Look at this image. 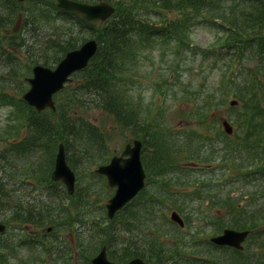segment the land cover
Returning a JSON list of instances; mask_svg holds the SVG:
<instances>
[{"label":"trees","instance_id":"obj_1","mask_svg":"<svg viewBox=\"0 0 264 264\" xmlns=\"http://www.w3.org/2000/svg\"><path fill=\"white\" fill-rule=\"evenodd\" d=\"M7 1L1 0L0 5L6 4ZM13 1V6L17 9L19 1ZM109 1L115 5V9L108 18L101 21H88L75 12L58 8L55 6V0H33L30 9L32 19H26L30 15L28 12L25 19L34 30L39 29L42 32L41 43L46 49L34 58L31 55L27 56V60L35 62L34 64L37 62L45 65L55 63L61 57L59 54L63 55L67 50L77 46L76 43L80 37L78 33L76 36H72L65 32L64 37L62 36L61 25L63 24L61 21L65 15H73L84 24L91 23L97 35L95 37L96 50L85 67L72 73L71 77L80 75L79 81L71 87V90L65 91L63 99L66 98L68 105L77 101L79 106L100 109L106 116L111 115L121 128L133 129L136 136L134 138H138L142 142L141 160L146 176L155 174L152 179L154 181L153 192L152 189L148 190L146 185L131 201L118 210L117 217L115 214L113 218L109 219L106 215L107 221L104 224L94 220L95 224L91 223L90 226H93V229L97 227L94 236L96 241H88L89 246L87 247L84 244L76 243L72 237H69V240L70 242L73 240L75 244L69 243L68 245L62 234L55 235V239L48 240V235L51 234H48L46 229H42L40 233L32 230L33 234L27 236L29 232H25V228L28 225L36 228H46L48 225L56 227L55 216L69 211L67 206L60 204L53 206V197H56L53 192L56 190L50 184L61 183L60 180L51 178L52 165L59 142L63 143L68 164L79 173V168L83 165L100 164L105 161V157L106 161L108 160L110 150L108 144L106 145L107 131L87 115L69 110L70 108L63 104L61 98L56 101L54 109L45 108L38 111L21 99H12L14 93L9 92L5 87H0V106L9 101H13L15 105V110L8 114L6 122L0 126V221L6 223V228L14 224L13 228L16 227L24 234L20 237L21 239L17 240L15 235L9 233L8 229L0 232V264L6 262L13 250H16L18 243L24 244L27 241L32 244V247L37 246L35 249L37 255L44 256V260L48 261V264L49 259L54 260L52 264H58L61 259L66 264L78 263L77 258L74 259L75 253L72 250L73 247L77 250L78 246L84 250L82 254L85 255L82 260L86 261L85 264H91L92 256L103 245L107 248L108 256L116 262H125L138 256L148 264H155L158 259L153 261L152 257L162 254L164 250L170 248L168 242L161 240L162 236L159 235L160 215L163 211L166 189L170 190L171 183L178 184L177 181H179V185H182L185 181L184 177L187 178L194 169L188 168L187 165L180 162L209 163L211 156L216 158L217 155H221L226 160L221 162V174L223 175L227 170L224 174L228 179L227 184H223L221 178L222 182L214 184V188L218 187L219 190L211 191L213 184H209V193L195 194L198 191L196 189L193 191L179 189L176 193L170 190L177 197L185 196L184 202L176 198V209L174 210L180 214L179 210L183 211L189 199H200V202L203 200L204 203L205 199H209V202L215 201L219 198L221 186L230 185L232 189L237 190L242 201L232 204L231 198H226L231 202L233 214L230 221L225 224L231 228L249 230L243 247L214 245L221 249L217 251L218 254L225 253V255L206 254L204 258L198 259L185 258L177 252L176 248L174 253L178 254V258L177 255H174L170 264H188V259L193 262L192 264H264V105L258 103L257 98L247 97V101L251 103L252 111L245 109L242 111V114L245 115L242 116L240 112L235 113L234 109L229 116L233 118V121H240V118L246 117L249 119L248 125H238L235 133L228 132L224 127L223 129L213 128L216 138L221 142L219 145H213L212 136L208 133L204 134L203 139L208 146H213V151L209 152L194 146L195 135L192 138L187 135V139H185V132L170 128L156 114H152L151 117L150 105L142 96L141 83L138 81L139 75H137L144 59V51L160 48L169 40L173 41L176 47L199 49L203 55L212 52V48L200 49L199 45L192 42L194 40L191 39L189 27L182 19V14L190 13L189 18L194 20V23L199 17H202L208 25L217 23L220 24L222 31L225 32L228 29L234 32L235 30L231 29L233 28L231 26H234V21L228 16L230 11L240 8L243 13L241 20L248 22L254 17L253 10L251 8L243 11L244 7L254 4L258 6L264 0H207L208 7L205 11L202 10L205 0ZM172 2L180 5L179 8L185 9V12L176 11ZM159 7H163L167 11H174L176 15L168 17L170 20L162 24L150 21L148 15L152 16V14L158 13ZM1 16L3 17L2 13ZM215 17H224L225 20L217 22L214 20ZM222 23L227 26L224 28ZM237 39V37L232 38L229 41V46L227 45L233 53L236 48L234 49L232 45H235L236 42L240 43V40ZM22 41L24 39H21ZM244 42L245 44L239 47V52H248V56L252 58V54L256 51L254 46H256L259 57L264 60L263 34L245 36ZM14 48L17 49L13 42L4 39V42L0 43V49L4 51L0 53V57L7 52L15 53L10 50ZM41 57L45 60L44 62L39 59ZM255 72L252 69L250 75H254L251 79L257 82L260 77ZM247 83L249 84V82ZM262 94L264 95V90H262ZM253 95H256L255 92ZM159 115L163 116L162 113ZM225 120L228 121L226 118ZM22 126L24 127L23 131ZM50 146L52 151H50ZM54 149L55 153H52ZM89 151H93L94 156ZM48 153L49 165L41 170V175L45 177V183L49 182V185L45 187V194L27 195V197L25 194L15 196V188L8 186L9 179L15 176L16 170L24 171L22 167L15 166L16 160L20 159L23 162V158L27 157L29 168L31 171H35L34 167L37 165L33 161H37L40 165L42 161L39 162V160L46 157ZM31 171L29 175L35 178L36 173ZM148 182L147 184L150 186ZM202 182L194 184L202 187L208 185V183ZM76 189L78 188L75 186L73 195L78 198L81 195L76 192ZM83 189H79L82 191V197H84ZM57 191L61 196L67 198L72 195L67 191L65 185L58 187ZM138 214L145 219L143 223H146V226L150 225L149 228L155 230L157 234L144 233L146 226L134 232L132 219ZM70 219L68 217L64 222ZM76 219H78V215ZM151 221L152 224H148ZM106 223L108 226L105 225ZM108 230L110 236H108ZM43 231L45 233L42 234ZM121 239L124 243L123 246L119 245ZM79 241H83V239ZM155 241L157 245H154ZM86 249L87 251H85ZM179 250L181 251V249ZM38 251H40L39 254ZM165 260L164 258L159 261L161 264H167ZM199 261L201 262L199 263ZM30 264H40V261L33 262L32 260Z\"/></svg>","mask_w":264,"mask_h":264},{"label":"rangeland","instance_id":"obj_2","mask_svg":"<svg viewBox=\"0 0 264 264\" xmlns=\"http://www.w3.org/2000/svg\"><path fill=\"white\" fill-rule=\"evenodd\" d=\"M18 1L19 5L17 9L13 6V0H8L6 4L0 5V43L4 42L5 39L13 42L17 47V49H10L11 51H15V53L7 52V54L0 57V87H5L9 92H13L14 97L12 99L23 100L21 95L29 87L27 77L32 75V65L35 63L29 62L27 56L31 55L34 58L42 54L46 48L41 43L42 32L39 29L34 30L26 22V19H32L30 9L32 8L33 0ZM88 1L94 2L98 0ZM172 5L176 11L180 13L185 12V9L179 8L180 5L176 2H172ZM207 7L208 2L205 0V4L202 5V10L205 11ZM251 8L254 17L248 22L241 20L243 13L240 8L230 11L228 16L234 21V26H231L233 28H230L235 31L231 32L226 29V35L219 26L220 24L208 25L202 17H199L197 22L194 23V20L189 18L191 15L190 13L182 14V19L185 21L187 27H189L191 39L194 40L192 42L199 45L200 49L212 48V52L209 54L203 55L199 49L194 50V48L176 47V44L170 40L168 43L161 45L160 48L144 51V59L137 75H139L138 81L141 83L140 88L142 90V96L146 103L150 105L151 117L152 114H156L158 118L161 117L170 128L185 132V139H187V135H190L191 138L195 135L193 138L194 146L198 149L209 152L213 151V146H208L205 139H203L206 133L212 136L213 145H219L221 143L219 139L216 138V132L213 128L219 127V129H223L224 125L222 121L225 120V118L229 122L230 132L232 133L237 131L238 125H248L249 119L246 117L240 118V121H233V118L229 116L231 111L233 113L234 109L235 113L240 112L241 114L245 109L252 111L250 106L251 103L247 101V97L253 99L257 98L258 103L264 105V95L262 94V90H264V60L259 57L256 46H254L256 51L252 54V58L248 56V52H239V47L245 44V36L264 35V1L263 3H259L258 6L254 4L253 6L244 7L243 11ZM159 9L158 13H154L152 16L150 14L148 15L150 21L153 20L155 23L162 24L170 20L168 17H174L176 15L174 11H167V9L163 7H159ZM27 12L28 15L30 14L29 18L26 17ZM62 18L63 21L61 22L63 25H61V28H63V37L65 32L70 33L72 36H76L77 33L80 35L76 47L86 40L97 36L91 23L84 24L79 22L77 17L73 15H65V17ZM214 20L219 22V20L222 21L225 19L224 17H215ZM221 25L224 26V28L227 26L225 23ZM236 37L238 38L237 40H240V43L236 42L235 45H232L234 49L236 48L233 53L232 49L228 47V44L232 38ZM21 39H24V41L21 42ZM3 52L4 51L0 49V53ZM64 54H59L61 55L60 59ZM39 59L43 62L45 61L43 57ZM242 62L243 64L241 65ZM37 63L43 64L41 62ZM56 63L57 61L46 65L54 67ZM252 69L255 70V73L260 77V80L257 82L251 79L254 77V75H250ZM79 78L80 75L77 74L72 76L69 81L65 82L64 86L53 96L55 104L59 98H61V100L64 98L66 90H71V87L77 84ZM247 82H249V84ZM254 92L256 95H253ZM88 98H90L89 95ZM62 102L67 108H70L69 110L87 115L92 121L107 131L106 145L108 144L110 150L107 159H110L114 154H119L125 144L127 142H132L134 137H136L133 133V129L121 128L111 115L106 116L100 109L79 106L77 101H73L71 105H68L66 98L63 99ZM2 104L4 105L0 106V126L6 122L8 114H11V112L15 110L13 101ZM161 113L163 116L159 115ZM243 115L245 114H242V116ZM23 129L24 127L22 126V131ZM50 151H52L51 146ZM52 153H55V149ZM89 153L94 156L93 151H89ZM40 156H42V154H40ZM104 160V162H106V157ZM223 160L225 159H223L221 155H217L216 158L215 156H211V161L209 163L198 161L180 162L187 165L188 168L192 167L194 169L187 178L184 177L185 181H183L182 185H179V181H177L178 184L171 183L170 190L176 193L179 189L191 191L196 189L198 191L195 194L209 193V184H213L211 191L217 192L219 189L218 187L214 188V184L219 181L222 182V179L223 184H227L228 180L227 177L224 176L227 170L223 175L221 174V162ZM16 161L17 165L15 164V166L22 167L24 171L22 172L21 169L16 170L15 176L9 179L8 186L15 188L14 195L18 196L25 194L27 197V195L36 196L45 194V187L49 185V182L47 184L45 183V177L41 175V170L49 165V153L46 157L39 160V162L42 161L40 165L37 161H33V163L37 165L34 167L35 171H31L29 168L27 157L23 158V162H21L20 159ZM98 164L95 163L94 165H90L88 163L86 166L83 165L84 167L81 166L79 168V173L75 170V186L78 188L76 192L81 195L78 198L73 194L68 198L61 196L57 189L58 187H64L62 182V184H50L53 185V189L56 190L53 192L56 196L53 197V206L55 204L67 206L69 211L67 213L62 212L60 215H54V224H57V226H52L53 228L51 230L53 231L50 233L48 232V234H51L48 235V240L55 239V234H62L68 245L69 243L75 244L73 241L75 240L76 243L84 244L87 247L89 246L88 241H96L94 236L97 227L93 229V226L91 227L90 225L91 223L95 224L94 220L102 224L107 221V218H105V203L114 191V187L107 186L104 175L96 172L95 167ZM29 170L32 173H36L35 178L29 175L31 174ZM154 175L155 174L152 173L146 176L145 184L148 190L154 187V181L152 180ZM147 182L150 183V186ZM196 182L208 183V185L202 187L195 185ZM79 189H83L84 197H82V191ZM166 190L167 192L164 194L165 202L162 207L163 211L160 215L159 235L162 236L161 240L168 242L170 248L164 250L162 254L152 257L153 261L158 259L155 264H161L159 260L164 258L167 264L172 263L175 257L174 255H177L178 258V254L174 253L176 248L177 252L183 255V257L190 259L204 258L206 254L225 255V253L218 254L217 251L221 249L216 248L214 245L222 244L214 242L211 240V237L215 234L222 233V229L226 226L225 223L232 218L233 212L231 210V202L233 204L242 201L238 196L237 190L232 189L230 185H224L223 187L221 186L219 198L215 201L209 202V199L204 198L206 200L204 203L203 200L200 202V199H189L183 211L179 210L180 217L183 221L182 224L173 219L170 214L176 209V198L184 202L185 196L180 198L174 195L169 189ZM151 191L153 192V189ZM226 198H231L232 201L230 202L226 200ZM77 215L78 219H76ZM66 216L67 218H64ZM117 216L118 214H116L115 217ZM68 217L71 219L64 222ZM143 222H145V219L139 214L132 219L134 232L146 226V223ZM107 223L105 224L106 226H108ZM148 224H152V221ZM147 226L144 233L157 234L155 230L149 228L150 225ZM13 227L14 224L10 225V227L7 226L6 229L10 230L9 233L15 235L16 239L19 240L23 233L16 227ZM42 229L46 228H36L28 225V227L25 228V232H29L27 236H30L33 234L31 233L32 230L40 233ZM43 233L45 232L43 231L42 234ZM108 236H110L109 230ZM69 237H72V242H70ZM80 238L83 239V241H79L81 240ZM119 245H124L122 239ZM154 245H157L156 241ZM36 248H32L27 245V243H18L16 246L17 251L13 250L10 254L11 256L6 259L4 264H30L32 260L33 262L40 261V264H48V261L44 260V256L37 255L35 251ZM179 249H181V251ZM72 250H74L75 253V256L73 254L75 257L74 259L77 258L76 261L78 262L75 264H79L85 255L82 254L84 250L79 246L77 250L74 249V247ZM14 251L16 252L14 253ZM85 251H87V249ZM39 253L40 251H38V254ZM190 259L187 260L188 264L193 263ZM24 260H26V262H23ZM200 262L201 261H199V263ZM52 263H54V260L49 259V264ZM85 263L86 261L82 260L80 264ZM58 264L66 263H63L61 259V262Z\"/></svg>","mask_w":264,"mask_h":264},{"label":"water","instance_id":"obj_3","mask_svg":"<svg viewBox=\"0 0 264 264\" xmlns=\"http://www.w3.org/2000/svg\"><path fill=\"white\" fill-rule=\"evenodd\" d=\"M56 4L66 10L80 13L87 20H105L114 12V6L107 1L96 3L80 0H57ZM97 42L94 38L88 39L78 47L68 50L54 67L35 64L32 75L27 77L29 87L22 97L37 110L47 106L54 108L53 94L64 86L75 70L84 67L94 54ZM225 129L230 132L229 123L223 120ZM141 140L135 138L127 142L119 154H114L108 162L99 164L95 170L106 176L108 184L114 187L113 194L106 202L107 214L112 217L117 209L123 206L144 186L145 170L140 157ZM52 179H60L65 183L68 192H73L75 172L68 164L63 143L58 144L54 166L51 171ZM171 217L180 224L183 223L179 214L173 210ZM5 223L0 222V231L5 229ZM248 229L224 228L222 233L215 234L211 240L221 244L242 247V241L248 234ZM94 264H146L140 257H134L125 263H116L106 254L105 246L91 259Z\"/></svg>","mask_w":264,"mask_h":264},{"label":"bare ground","instance_id":"obj_4","mask_svg":"<svg viewBox=\"0 0 264 264\" xmlns=\"http://www.w3.org/2000/svg\"><path fill=\"white\" fill-rule=\"evenodd\" d=\"M84 1H86V0H84ZM99 1H107L108 3H110L112 6H114V8H115V5L112 3V2H110L109 0H98V1H94V2H91V3H96V2H99ZM55 6H57L58 8H61L62 9V7L61 6H58V5H56L55 4ZM76 13V12H75ZM76 14H79V15H81L80 13H76ZM28 81V80H27ZM28 83H29V81H28ZM53 227H52V225H48V226H46V230L48 231V232H51V231H53V230H51ZM56 235V234H55ZM27 243V245H29V246H31L32 247V244H30V242H26ZM25 243V244H26ZM37 247V246H36ZM35 247V248H36ZM32 248H34V247H32Z\"/></svg>","mask_w":264,"mask_h":264},{"label":"flooded vegetation","instance_id":"obj_5","mask_svg":"<svg viewBox=\"0 0 264 264\" xmlns=\"http://www.w3.org/2000/svg\"><path fill=\"white\" fill-rule=\"evenodd\" d=\"M107 162H108V160H107ZM107 184H108V181H107Z\"/></svg>","mask_w":264,"mask_h":264}]
</instances>
